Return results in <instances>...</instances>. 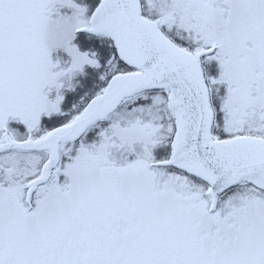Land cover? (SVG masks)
I'll list each match as a JSON object with an SVG mask.
<instances>
[{
	"label": "snow or ice",
	"instance_id": "obj_1",
	"mask_svg": "<svg viewBox=\"0 0 264 264\" xmlns=\"http://www.w3.org/2000/svg\"><path fill=\"white\" fill-rule=\"evenodd\" d=\"M0 264H264V0H0Z\"/></svg>",
	"mask_w": 264,
	"mask_h": 264
}]
</instances>
